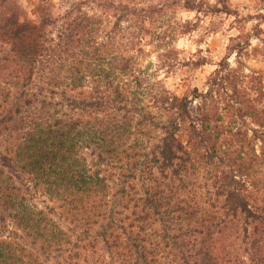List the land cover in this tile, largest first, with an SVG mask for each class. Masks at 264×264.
<instances>
[{
	"label": "rangeland",
	"instance_id": "1",
	"mask_svg": "<svg viewBox=\"0 0 264 264\" xmlns=\"http://www.w3.org/2000/svg\"><path fill=\"white\" fill-rule=\"evenodd\" d=\"M72 8L76 10L70 18L84 14L96 16L95 41L100 52L102 49L101 57L106 56L107 51L114 54L118 62L125 59L123 65L129 68L124 69L120 78L103 75V84L90 80L87 87L67 92L66 96L62 89H57L52 96L54 102L63 103V114L90 119L91 110L82 111L68 100L75 99L78 105L80 98H88V94L96 91L94 88L108 82L114 85L111 89L114 98L117 86H121L123 92L131 90L133 101L127 111L120 112V117L130 113L126 124L145 133L142 138L151 140L150 145L161 143L167 132H175L190 160L196 158L194 165L185 163L187 171L174 175L173 168H169L166 179L162 178L172 180L170 185L175 186L177 195L185 198L192 208L171 216L160 212L152 219L150 216L146 224L135 222L134 230L122 235L125 246L121 245V240L107 243L100 234L109 220L94 219L91 215L94 212L82 209L72 211L62 199L54 198L46 185L39 184L35 175L23 169L24 161L17 162L14 170L6 167L3 156L8 155L15 162L18 159L13 144L7 141L10 136L4 133L0 137V171H4L6 177L12 176V183L20 189L15 199L16 210L21 212V205L31 206L48 220L51 230L56 227L67 236L61 241L59 251L56 247L47 251L48 247H42L37 227L24 229L20 220L15 219L17 211L11 205L10 209L6 208L0 201V247L12 244L18 256L27 259L28 255H36L40 264H137L135 258L128 257L127 244L133 242L135 235L143 238L151 234L150 242L154 245L148 243L147 248H152L153 255L142 264L152 258L162 264H179L180 256L187 251L192 256L191 264H264V222L239 214L236 225L228 221L218 227L215 225L218 219L204 224L214 227L209 233L200 220L204 212L223 206L225 198L218 196L223 193L220 185L224 181L218 177L221 171L227 174L233 171L239 184L231 185L234 192L242 196L246 208L257 215L264 214V0H10L0 7V18L14 12L21 21L39 22L41 16L49 15L52 22L46 26V33L57 37L64 31L65 17ZM7 47L0 43L1 52ZM112 62L114 64L113 59ZM101 64L110 66L107 60H102ZM4 81L11 85L15 80L3 79L1 83ZM80 92L84 96H80ZM167 92L172 97H188L185 102L190 105L191 115L163 107L160 96ZM201 106L209 112V121L204 126L201 124L203 115L194 112ZM152 115L153 125L146 122ZM164 126H168V131ZM216 126H219L217 132ZM199 132L206 136L204 145L216 147L214 154L219 157H213L212 153V156L207 155L209 148L196 146L204 136ZM84 145L79 143L75 148L78 163L92 173L101 172L107 181L105 193L118 196L121 189L129 190V185L142 193L144 186L138 177L123 185L126 180L123 175L131 170L126 161H101L97 147ZM237 149L247 163L241 174L235 170L236 163L229 166L230 159L239 155L234 154ZM198 153L205 156L199 159ZM180 156L187 158L183 153ZM220 159L224 162L220 163ZM135 174L139 176V169ZM117 199L120 202L121 197ZM141 209L126 198L124 203L115 205L116 212L122 213L116 216L122 223H117L128 229L132 218L144 215ZM219 216L225 217L222 212ZM127 217L131 220L125 219ZM155 219L154 225L148 228ZM233 228L238 236L231 251H227ZM219 229L223 232L217 233ZM128 238H132L130 242Z\"/></svg>",
	"mask_w": 264,
	"mask_h": 264
},
{
	"label": "trees",
	"instance_id": "2",
	"mask_svg": "<svg viewBox=\"0 0 264 264\" xmlns=\"http://www.w3.org/2000/svg\"><path fill=\"white\" fill-rule=\"evenodd\" d=\"M9 1L0 0V7L6 6ZM75 10L72 8L67 14L64 31H61L57 37H51L46 33V26L52 22L49 15L41 16L39 22L21 21L20 16L14 12L0 18V43L8 46L6 50L0 51V137L4 133L10 136L7 141L10 140L13 144L18 159L15 162L12 157L5 155L2 160L8 165L6 167L13 170L17 162L24 161L26 164L23 169H28L30 174L36 176L39 184L46 185L49 192L55 196L54 198L62 199L72 211L82 209L86 212H94L91 214L94 219L109 220V223L105 225L106 229L102 226L104 230L100 234L101 237L107 243L121 240V245L125 246L126 241L122 235L127 234L128 230H134L135 222L143 221L146 224L150 216L152 219L160 215V212L171 216L176 212L192 208L185 198L177 195L175 186L170 185L173 181H163L162 178L166 179V170L169 168H173L174 175L180 174L182 170L187 171L188 167L185 163L188 162V166H190L189 162L194 165L196 158L191 157L190 160L188 152L176 138L175 132L171 134L167 132V136L162 138L161 143L150 145L153 144L151 140L142 138L145 133L139 132L140 129L136 127L128 126L126 122L127 119L130 121L128 117L130 113H127L128 116L120 117V112L127 111L129 103L133 101L130 96L133 93L128 89L123 92L122 87L117 86L115 88L117 95L114 98V93H111V89L114 88L112 82L104 84L108 89L104 85H101V88H94L96 91L88 94V98H80L78 105L75 99L68 100L73 103L71 105L80 107L82 111L91 110L92 114L88 116L90 119H85L86 116L75 118L62 113L63 103L54 102L52 98L57 89H62V94L66 96L67 92H75L87 87L90 80L103 84V75L108 78L109 76L120 78L123 76L121 73L124 69L129 68L123 65L126 62L125 59H120L118 62V58L107 51H105L107 55L101 57L102 49L100 52L99 45L95 41L98 30L96 16L84 14V16L70 18ZM108 55L111 56L107 57ZM112 59L114 64L111 63ZM102 60H107L110 66L105 67L101 64ZM129 62L127 60V64ZM3 79L15 81L11 85L8 84L11 82L6 81L2 84ZM19 89H22L21 93L15 92ZM29 92L31 96L27 97ZM79 95L84 96V93L80 92ZM160 99L167 110L178 109L183 115H191L190 105L185 102L188 101V97L184 99L172 97L167 92L160 96ZM204 108L201 106L194 110L196 114L203 115L201 119L203 126L209 121L207 118L209 112ZM153 119L152 115L146 122L153 125ZM164 127L168 131V126ZM215 129L217 132L219 126ZM203 135L196 146L209 148L211 151H207V155L210 156L212 153L213 157H219L220 155L214 154L216 147L204 145L207 139L205 134ZM79 143L85 144L86 148L97 147L99 149L97 155L101 161H126L128 170H131L123 175L126 178L123 185L126 186L129 179L138 177L143 182L144 192H138L134 185H129V190L121 189L118 196L105 193L107 181L101 172L92 173L86 166L79 165L74 152ZM180 153L187 155V158H182ZM237 153H239L236 155L238 157L231 158L229 166L233 167L236 163L235 170L241 174L246 169L247 163L240 157L242 152L237 149L234 154ZM198 154L199 159L205 156ZM228 156L229 154L226 153L225 157ZM224 159H220L219 162L223 163ZM137 169L140 171L139 176L134 175ZM156 170L159 174H156ZM218 177H222L224 182L220 185L223 193L219 195L217 193V195L224 197L225 200L220 209L217 208L210 213L204 212L200 219L203 226L214 219L219 220L215 224L218 227L225 225L228 221L236 225L239 222V214L264 222V214L257 215L248 207L246 208V202L242 196L234 192L231 185L239 184L234 179L233 171L230 174L221 171V176ZM12 178V176L6 177L5 172L0 171V201L6 208L10 209L9 205H11V208L16 210L15 199L20 189L12 183ZM110 196L116 200H111ZM119 196L120 202L117 199ZM126 198L135 202L138 208L142 207L141 213L144 215L132 218V224L125 230L124 226L117 223L118 221L122 223L121 219H116V216L122 213L116 212L115 205L124 203ZM21 207L22 215L18 210L14 214L15 219L20 220V225L24 229L37 227L39 235L42 236V247H48L47 251L56 247V251H59L58 248H61L63 243L61 241L67 234L57 230L56 227L51 230L47 225L48 220L31 206L25 204ZM220 212L225 217L221 218ZM184 214L187 215V213ZM125 219L131 220V217ZM156 221V219L154 222L151 221L150 226L147 225L148 228L152 227ZM213 228V226H204L209 233ZM234 229L230 230L233 236L228 238L229 248H225L227 251L229 249L231 251L233 241L238 236V232ZM221 232L223 229L217 231V233ZM149 235L151 236L147 234L143 238L135 235L133 242L127 244V255L131 259L135 258L134 261L137 264H142L149 255H153L152 248H147L148 243L150 246L154 245L150 242ZM131 239L128 238V241L130 242ZM16 252L12 244H4V247H0V264H40L38 256L28 255L27 259H24ZM23 253L25 251H22ZM191 257L187 251V254L180 256L179 264H191ZM146 264L162 263L152 258Z\"/></svg>",
	"mask_w": 264,
	"mask_h": 264
}]
</instances>
